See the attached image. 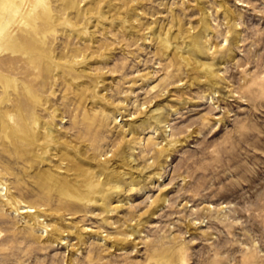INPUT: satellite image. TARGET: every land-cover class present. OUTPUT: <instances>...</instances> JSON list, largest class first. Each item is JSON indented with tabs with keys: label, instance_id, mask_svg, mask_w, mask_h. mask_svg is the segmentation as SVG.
<instances>
[{
	"label": "rangeland",
	"instance_id": "374dc122",
	"mask_svg": "<svg viewBox=\"0 0 264 264\" xmlns=\"http://www.w3.org/2000/svg\"><path fill=\"white\" fill-rule=\"evenodd\" d=\"M44 2L0 44V264H264V0Z\"/></svg>",
	"mask_w": 264,
	"mask_h": 264
},
{
	"label": "bare ground",
	"instance_id": "6f19581e",
	"mask_svg": "<svg viewBox=\"0 0 264 264\" xmlns=\"http://www.w3.org/2000/svg\"><path fill=\"white\" fill-rule=\"evenodd\" d=\"M25 7H30V9L28 10V13L23 14ZM47 11L48 8L46 7L44 0H0L1 46L6 45L7 49L16 51L18 43L9 33L13 22L22 26V29L19 30L21 36L28 37L29 30L38 28L37 21L41 24L46 23L48 18ZM26 28H28V30H26ZM99 194L101 195V192Z\"/></svg>",
	"mask_w": 264,
	"mask_h": 264
}]
</instances>
